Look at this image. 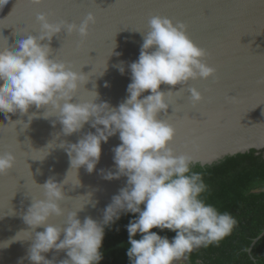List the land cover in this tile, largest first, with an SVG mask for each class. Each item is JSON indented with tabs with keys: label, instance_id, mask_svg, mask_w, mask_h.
<instances>
[{
	"label": "clouds",
	"instance_id": "clouds-1",
	"mask_svg": "<svg viewBox=\"0 0 264 264\" xmlns=\"http://www.w3.org/2000/svg\"><path fill=\"white\" fill-rule=\"evenodd\" d=\"M7 2L0 0V4ZM30 2L40 5L44 0ZM36 19L39 35H27L14 46L0 48V113L11 123L20 120L12 121L10 113L24 116L33 106L44 109V118L56 117L53 125L59 122L66 136L90 124L95 132L85 133L76 143L59 145L66 150L71 169L83 166L88 173L96 170L102 143L119 133L121 144L112 149L117 171L101 169V174L108 180L125 176L127 181L103 209L101 220L91 215L81 220L79 211L84 204L67 214L64 225L49 221L65 214L61 202L68 198L64 191L66 179L57 182L53 176L38 184L43 198H32L23 213L32 233L37 228L44 229L35 231L30 239L26 258L31 264H100L105 229L126 214H133L126 225L130 264H176L194 249L218 243L229 235L236 220L201 198L207 186L202 175L191 170L194 157L176 153L171 146L176 128L161 118V113L172 106L173 93L171 88L162 90V84L179 85L181 91L190 80L208 79L217 71L206 61L207 50L188 35L187 25L161 15L149 19V31L141 32L140 55L128 65V95L118 106H112L108 101H99L95 86L89 91L90 99L78 102L77 93L89 79L82 71L52 56L53 37L66 32L86 38L96 22L95 13L89 12L79 24L67 20L52 22L45 12L37 13ZM116 67L124 74L123 61ZM104 86L109 83L106 81ZM187 90L193 105L204 99L197 87ZM146 92L149 94L144 95ZM36 115L31 113L28 120ZM16 161L13 151L0 152V175L8 174ZM164 230L175 235H161ZM18 236L13 240H19ZM3 246L6 244H0ZM53 250L49 259L45 254ZM60 252H65L66 258L58 260ZM24 259L19 264H24Z\"/></svg>",
	"mask_w": 264,
	"mask_h": 264
},
{
	"label": "water",
	"instance_id": "water-1",
	"mask_svg": "<svg viewBox=\"0 0 264 264\" xmlns=\"http://www.w3.org/2000/svg\"><path fill=\"white\" fill-rule=\"evenodd\" d=\"M39 12L50 13L52 22L77 24L89 12L95 13L96 22L86 38L66 32L54 36L52 56L89 79L77 93L78 102L90 99L89 91L95 86L99 101L112 106H118L128 95V65L140 55L142 33L149 31V19L161 15L184 22L190 38L207 50L206 61L217 71L208 79L190 80L181 91L179 85H161L162 90H173L172 106L165 114L172 115L176 105L174 118L167 120L179 130L171 146L177 154L188 153L194 157L193 163L203 165L253 149L264 152V0H44L40 5L30 0H8L0 12V48L14 46L27 35H39ZM25 24L31 27L18 32L19 25ZM121 61L124 74L116 67ZM106 81L108 87L104 86ZM190 86L204 95L197 105L191 102ZM180 96L184 103L177 100ZM44 111L33 106L24 116L10 113L12 121L20 120L11 123L0 113V152L13 151L17 157L16 166L0 175V244H6L0 247V264H19L22 257L24 264H31L26 258L30 239L35 231L44 229L32 233L23 213L32 198H43L38 184L49 177L54 176L57 182L66 179L67 183L64 191L68 198L61 202L65 214L49 221L57 225H64L67 214L84 204L79 211L81 220L89 215L101 220L112 196L126 185L125 176L108 180L101 174V169L117 171L112 149L121 144L119 133L102 143L95 171L88 173L83 166L71 169L67 152L59 145L76 143L95 129L85 124L81 131L63 135V126L52 123L56 117L44 118ZM33 112L37 115L30 121ZM18 234L19 240H13ZM262 235L264 232L254 243ZM54 253L45 255L51 259ZM64 258L65 252L57 256L58 260Z\"/></svg>",
	"mask_w": 264,
	"mask_h": 264
},
{
	"label": "trees",
	"instance_id": "trees-1",
	"mask_svg": "<svg viewBox=\"0 0 264 264\" xmlns=\"http://www.w3.org/2000/svg\"><path fill=\"white\" fill-rule=\"evenodd\" d=\"M191 170L200 173L207 186L201 198L218 212L229 213L236 224L218 243L194 249L180 263L264 264V235L254 243L264 232L263 150L229 155L204 165L193 163ZM132 218L133 214L123 215L105 229L100 264H130L126 225ZM161 235L171 238L175 233L164 230Z\"/></svg>",
	"mask_w": 264,
	"mask_h": 264
},
{
	"label": "snow or ice",
	"instance_id": "snow-or-ice-1",
	"mask_svg": "<svg viewBox=\"0 0 264 264\" xmlns=\"http://www.w3.org/2000/svg\"><path fill=\"white\" fill-rule=\"evenodd\" d=\"M47 15H48V17H49L50 13H47ZM51 15H55V13H51ZM177 22H180V21H177ZM30 27H31V26H30V25H27V24H25V25H23V26H20V25H19L18 32H21V31H27ZM38 30H39V32L41 31L40 28H39ZM69 35H70V34H69ZM177 100H183V103H184V98H183V96L178 97ZM173 108H174V112H173L172 115H167V114H165V113H161V118H162V119L169 120V121H170L172 118H174V116H175V114H176V105H175V104H173ZM178 131H179V130H178V128H177L176 135L178 134ZM172 142H173V144H174V143H175V139H174ZM16 143L19 144L18 141H16Z\"/></svg>",
	"mask_w": 264,
	"mask_h": 264
},
{
	"label": "bare ground",
	"instance_id": "bare-ground-1",
	"mask_svg": "<svg viewBox=\"0 0 264 264\" xmlns=\"http://www.w3.org/2000/svg\"><path fill=\"white\" fill-rule=\"evenodd\" d=\"M3 6H4V4H1V6H0V12H1V10L3 9Z\"/></svg>",
	"mask_w": 264,
	"mask_h": 264
},
{
	"label": "rangeland",
	"instance_id": "rangeland-1",
	"mask_svg": "<svg viewBox=\"0 0 264 264\" xmlns=\"http://www.w3.org/2000/svg\"><path fill=\"white\" fill-rule=\"evenodd\" d=\"M177 263H178V264H181L180 261H177L176 264H177Z\"/></svg>",
	"mask_w": 264,
	"mask_h": 264
}]
</instances>
